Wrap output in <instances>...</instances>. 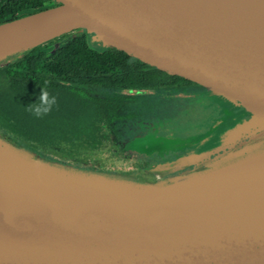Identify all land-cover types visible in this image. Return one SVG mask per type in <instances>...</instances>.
<instances>
[{
    "label": "water",
    "instance_id": "obj_1",
    "mask_svg": "<svg viewBox=\"0 0 264 264\" xmlns=\"http://www.w3.org/2000/svg\"><path fill=\"white\" fill-rule=\"evenodd\" d=\"M250 5L52 0L0 25V43L9 44L0 63L85 31L95 49L190 81L249 118L233 113L239 122L224 135L248 138L237 152L247 154L146 185L49 160L0 136V149L42 177L61 212L35 209L21 175L0 157V264H264V0ZM54 13L67 24L36 26L30 39V28Z\"/></svg>",
    "mask_w": 264,
    "mask_h": 264
},
{
    "label": "trees",
    "instance_id": "obj_2",
    "mask_svg": "<svg viewBox=\"0 0 264 264\" xmlns=\"http://www.w3.org/2000/svg\"><path fill=\"white\" fill-rule=\"evenodd\" d=\"M50 4L52 0H0V25ZM144 68L116 49H95L85 31L15 55L0 63V136L49 160L85 168L105 155L100 147L107 144L110 127L135 116L130 97L101 96L99 90L147 92L184 84ZM42 89L55 97V104L37 117L29 105Z\"/></svg>",
    "mask_w": 264,
    "mask_h": 264
},
{
    "label": "rangeland",
    "instance_id": "obj_3",
    "mask_svg": "<svg viewBox=\"0 0 264 264\" xmlns=\"http://www.w3.org/2000/svg\"><path fill=\"white\" fill-rule=\"evenodd\" d=\"M98 93L103 94L101 96L108 94L107 90H99ZM175 94H154V102H149V104L155 103L158 106L156 112L139 109L136 112L137 115L131 116V119L121 122L117 128L111 127V148L108 147V144L100 147L102 156L105 154L102 158L92 161L85 168L70 164L64 165L94 171L99 174L107 173L111 178L118 177L146 185L162 181L173 182L179 178V176L173 177V173L178 169L188 167V165L193 163L196 164V161L203 157L208 160L210 156H207V154H216V149L232 150V147H235V143L239 140L235 141L236 138L223 136L220 141L216 140L214 143L206 142L203 151L199 153H186V155L181 157L179 156L180 154L170 157L156 155L154 151L169 152L171 150L187 149L191 145L198 144L202 139L213 134L217 124L220 126L232 125L227 129L229 130L233 127L232 123L235 120V116L238 117L237 120L241 121L249 119L237 111L233 112L235 116L231 112L228 113L225 107L210 95L209 97L207 96L209 99L202 101L205 97L198 91L181 92L174 96ZM173 107L174 111L171 112ZM165 108L168 110H165ZM199 110H201L202 114H199ZM201 115L203 116L200 117ZM237 120L235 121L239 122ZM152 124L153 126H151ZM139 137H144L145 139L138 140ZM242 138L246 137L241 136L240 140ZM122 142L124 146H122ZM261 144H264V139L261 140L259 145ZM239 150L236 148L229 152L227 156L223 157L222 161L214 162L211 168L215 165H224L231 159L247 154V149L237 154ZM142 165L146 166L145 170ZM161 167L166 170L161 171L159 169ZM122 171L126 174H122ZM129 177H134L136 180L129 179Z\"/></svg>",
    "mask_w": 264,
    "mask_h": 264
},
{
    "label": "flooded vegetation",
    "instance_id": "obj_4",
    "mask_svg": "<svg viewBox=\"0 0 264 264\" xmlns=\"http://www.w3.org/2000/svg\"><path fill=\"white\" fill-rule=\"evenodd\" d=\"M132 59H134V58H132ZM134 60H136V59H134ZM136 61H138V60H136ZM143 65L145 67L144 70L146 72H150V71L158 72L159 71V70L152 68L146 64H143ZM159 72H161V71H159ZM161 73H163V72H161ZM163 74H166V73H163ZM166 75H168V74H166ZM168 76H171V75H168ZM171 77H175V76H171ZM175 78L180 79V81H182L184 84H180L179 86H175V87L171 86L169 88H163V89H158V90H154V89L148 90L147 92L138 91V90H134L132 92H126V91L121 92L119 89H111V88L108 89L107 92H108L110 98L115 97L116 96L115 94H117V95L123 94V95L130 97V102H128V105L130 107L134 108L136 115H137L136 112L139 109L142 111L146 110L148 112H156V109L158 108V106H156L155 103L149 104V102H154V97H155L154 94H158V93H174V94L176 93L177 94V93H181V92H190V91L196 92V91H198V92L202 93L203 97H205L204 100H202V101L209 99V98H207V96L209 97V93L206 90L199 88L196 84H194L190 81L184 80V79L179 78V77H175ZM176 94L174 96H176ZM171 106H172V104H171ZM171 106H169V107H171ZM165 110H168V109L165 108ZM173 111H174V107L171 109V112H173ZM199 114H202L201 110H199ZM202 116L203 115H201L200 117H202ZM151 126H153V124ZM231 126L232 125H228V124L220 126V128L217 130L218 132H213V134L202 139L201 140L202 142L200 141L196 145H193V146L191 145L190 147H187V149L185 148V149H181V150H171L169 152L154 151V153L156 155H162V157H170V156L175 155V154H180L179 156L181 157V156L186 155V153H195V152L199 153V152L203 151V148L205 147L204 145L206 142L214 143L216 140L217 141L222 140L225 131ZM143 139H145V138L144 137L138 138V140H143ZM246 142H248V138H242L241 140H239L238 142L235 143V147H232L233 148L232 150H228V149L225 150L224 148L216 149L215 150L216 154H213V155L207 154V156H210L208 160H205L204 157L200 158L198 161H196L197 163L195 162L196 164L193 163L194 165L192 164V165H188V167L178 169L176 172L173 173V177H178V176L180 177L181 175L184 176V175H188L190 173L193 174V173L200 172V171H206V170L211 168V166L214 162L222 161L223 157L227 156L229 152H232L236 148L241 149L243 144ZM107 144H108V147L111 148V127L109 129V136H108ZM122 146H124L123 142H122ZM202 160H204V161H202Z\"/></svg>",
    "mask_w": 264,
    "mask_h": 264
},
{
    "label": "bare ground",
    "instance_id": "obj_5",
    "mask_svg": "<svg viewBox=\"0 0 264 264\" xmlns=\"http://www.w3.org/2000/svg\"><path fill=\"white\" fill-rule=\"evenodd\" d=\"M259 1L260 0H248V2L251 4L250 7L258 6ZM43 24L55 25V27L53 28H56L58 26L67 24V20L62 13L52 14L49 19H46L45 21L38 24L36 23L33 25V27L30 28V30L27 32V34H30L31 36L30 39L35 37L33 36L32 32L36 30V26H41ZM53 28H48L47 30H52ZM8 45L9 44H7L6 42L0 43V51L3 50ZM0 157L3 160L4 165L10 171H12L14 174L19 173L21 175L18 176V178L21 180L20 182L22 183L24 188L27 191H29L30 194H32V196L35 198L36 203L33 206L35 209H38L41 213H50V214L61 213L54 204L51 194L49 190L46 188L43 179L39 174L35 173L28 167L22 165L14 158L9 156L7 153H4L1 149H0Z\"/></svg>",
    "mask_w": 264,
    "mask_h": 264
},
{
    "label": "clouds",
    "instance_id": "obj_6",
    "mask_svg": "<svg viewBox=\"0 0 264 264\" xmlns=\"http://www.w3.org/2000/svg\"><path fill=\"white\" fill-rule=\"evenodd\" d=\"M53 104H55V97H49L48 93L42 89L37 101L29 107H31L34 115L40 117L50 111Z\"/></svg>",
    "mask_w": 264,
    "mask_h": 264
}]
</instances>
